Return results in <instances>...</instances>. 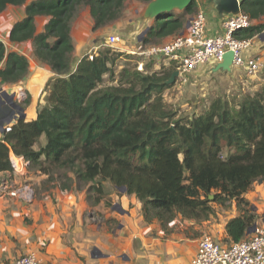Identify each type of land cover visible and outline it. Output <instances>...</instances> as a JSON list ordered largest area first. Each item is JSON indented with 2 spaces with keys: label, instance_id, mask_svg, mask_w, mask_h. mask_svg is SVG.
I'll list each match as a JSON object with an SVG mask.
<instances>
[{
  "label": "trees",
  "instance_id": "trees-1",
  "mask_svg": "<svg viewBox=\"0 0 264 264\" xmlns=\"http://www.w3.org/2000/svg\"><path fill=\"white\" fill-rule=\"evenodd\" d=\"M127 1L0 0V14L9 5H25L9 40L30 41L36 58L55 74L37 117H18L1 132L0 172L13 171L12 154L22 156L30 169L61 182V190L85 189L93 205L104 199V183L125 187L142 203L144 220L158 221L163 230L177 217L206 221L216 215L215 204L235 201L239 214L226 224V243L246 239L257 222L246 193L264 182V87L237 107L217 99L204 113L185 118L164 102L163 93L174 85L167 82L172 67L152 73L125 68L116 84L102 86L123 54L107 49L74 62L72 23L87 8L97 31L118 20ZM197 9L193 0L177 14L153 19L141 42L160 45L179 35ZM241 10L254 22L235 36L262 33L264 0H243ZM39 16L48 17L41 31ZM28 74L27 56L0 40V83H19Z\"/></svg>",
  "mask_w": 264,
  "mask_h": 264
},
{
  "label": "rangeland",
  "instance_id": "rangeland-1",
  "mask_svg": "<svg viewBox=\"0 0 264 264\" xmlns=\"http://www.w3.org/2000/svg\"><path fill=\"white\" fill-rule=\"evenodd\" d=\"M31 0H27V2H30ZM147 2L141 1V0H128L126 3V7L123 11V15L116 21L110 23L109 25L105 26V28H102L101 30L94 31L92 28L91 16L89 13V10L87 8H82L79 12V14L75 17L73 23H72V35L75 39V42H84L87 40H90L89 43H86L89 49H92L91 51L87 52V54H93L96 55L100 51H104L107 49H111L114 54L122 53L123 55L120 56L113 66V76L112 74H106L104 76V82L102 83V86L109 85V84H116V80L119 79L121 72L125 69H137L136 68V62L139 60L138 56L133 55L131 53H128V49H121L124 46L127 48H130L131 50L134 49V47L138 46V40L143 34L144 30L147 29V25L151 22V19H145L143 17L144 9L147 6ZM9 8V11L6 12V9ZM5 9V13L3 11L2 14H0V39H8L6 36V30L12 27L13 24L21 19L24 16L25 13V5L23 6H16V7H10V5ZM180 11L176 10L174 13H178ZM20 15V16H19ZM48 17L39 16L37 17V27L39 30H43L44 24L46 23ZM112 34H118L122 39L124 44H120V46L111 47L107 44V38ZM145 35V34H144ZM143 35V36H144ZM142 36V37H143ZM141 37V38H142ZM85 45V44H84ZM7 47L11 50H16L19 53H22L24 55H27L29 60V74L26 77L25 80L20 81L19 83L14 84H6V83H0V101L4 102L6 107H3L5 109H8V111L4 112L0 117L2 118L1 121L7 120L8 116L11 115L12 110H15L14 116H12V120H16L18 117H22L24 115V118L26 117V114L24 113L30 109L31 104H36L35 110L39 109L40 106H42L45 103V96H46V90L47 84L49 83L50 79L55 75H52L51 77L42 76L36 77V71H42L43 65L39 64L42 62L37 61L36 56L34 55L33 51V45L30 41L25 42H18L13 44L7 43ZM125 50V51H121ZM79 56H74V62L78 59ZM161 60L165 59L164 57L160 58ZM156 59H146L144 63V67L148 69L149 72H153L154 70V61ZM39 62V63H37ZM73 62V63H74ZM36 63L38 65L37 68ZM264 63V62H263ZM210 64V63H209ZM40 65V66H39ZM209 66V65H208ZM237 68V67H236ZM34 73L35 70V77L33 78V84L40 83V87H37L33 85L34 89L32 91H29L30 89L27 87V81L29 83L31 78V73ZM218 77H198L199 82H194L193 78L187 81L186 83L177 84L174 83L173 86L170 88H167L165 92L163 93L164 102L167 108L175 111L177 117H185L189 118L191 116H194L195 114L199 115L207 111L213 101L217 99H222L223 101H226L228 104H230L233 107H237L241 101H243L244 97L247 95H254L257 91L261 90L264 87V65L262 69L254 75H249L245 70L242 69H233V71H220ZM226 72H230V74H227ZM45 74V73H43ZM248 82L246 85L245 83ZM41 90V91H40ZM3 92H7L8 94H15V100L18 105L22 108L21 110L18 108H14L10 101L8 96L3 97ZM24 93L23 97L18 100L17 95ZM33 94H32V93ZM2 93V94H1ZM1 105V104H0ZM2 106V105H1ZM11 109V112L9 111V108ZM0 121V122H1ZM1 127V125H0ZM1 131V129H0ZM44 143V138L41 139V144ZM38 148V146H36ZM30 171L22 175L21 182H27L32 185V187L35 189V199L32 203H24L23 201L19 199H15L13 197H10L6 195V193L0 194L3 197L6 198H13L18 203H23L24 207H27L28 209L31 208V204H36V200H40L42 204H46V202H49L50 204H56L59 200V197L57 196L58 193H62L63 195L73 192L78 194L76 198L80 199L81 202L87 201L85 198V189L82 191L79 190H61L58 186L61 185V182L59 181H48V175L43 174L40 169L38 168H32L29 169ZM264 184V182H255L250 187L249 191L247 193L251 192H259L261 194L260 188ZM57 186V187H55ZM104 199L96 204L93 205L87 201V209L84 210L82 220L80 221V217L77 215L69 216L72 220L73 227H75L76 224L80 223L82 224L83 228L86 230H83V233H81V236H78V240H84V245L80 247L79 244H71L67 240L65 236L62 237L63 242L69 247L70 254L74 257V261L81 262V264H89L95 260H100L98 258L102 253L97 251L95 248L97 247L96 244L98 241L102 240V232H112L118 227V224L121 222L120 219L116 218L117 215L113 207V199L109 196V194L112 192V185L108 183H104ZM115 189V188H114ZM119 194H125V192L120 191L119 189H115ZM246 193V194H247ZM62 196V194H61ZM250 196H254V194H250ZM251 197V198H252ZM257 197H260L258 194ZM47 198L46 200H44ZM251 202L252 208L254 209V213L257 215L256 220L259 221L258 223L264 222V205L260 204V200L258 202H253L251 199H248ZM232 202V201H231ZM230 202V203H231ZM229 203V205H230ZM115 205V204H114ZM216 212L219 211L220 205L215 204ZM231 206V205H230ZM118 207V206H117ZM226 212H229L228 208H225ZM221 210V209H220ZM114 212V213H113ZM224 215V214H223ZM217 218V214L215 215ZM237 216V215H236ZM32 215H25V217L21 218V222L17 220L16 227L14 231L12 232L13 235H10L9 237V248L11 249L12 253H9L11 257L6 259L7 264H16L18 258L20 255H22L25 251L35 250L37 254L48 261L49 264H55V257H60L59 253L49 252L48 248L50 246V239L47 238V240L44 239V242L41 244L39 243V248L36 249L38 245L35 244L37 242V236L42 237L41 229L38 228V225L35 224V219L32 218ZM179 218V217H177ZM261 219V220H259ZM176 224V225H175ZM173 230H186L187 226H182V222L177 221ZM52 225V222H51ZM73 227L71 228V231L73 230ZM169 228L168 225L167 228L164 230V234H169ZM190 228V227H189ZM170 229V233L173 231ZM53 231L52 229L49 231H43V234H49ZM77 237V236H76ZM70 239V238H69ZM39 241V240H38ZM96 246V247H95ZM30 248V249H29ZM50 255V256H48ZM94 257V258H93ZM102 262V261H101Z\"/></svg>",
  "mask_w": 264,
  "mask_h": 264
},
{
  "label": "crops",
  "instance_id": "crops-1",
  "mask_svg": "<svg viewBox=\"0 0 264 264\" xmlns=\"http://www.w3.org/2000/svg\"><path fill=\"white\" fill-rule=\"evenodd\" d=\"M198 4L199 7L205 11L206 14V21H207L206 28H207L208 36H216L221 34L223 32L224 17H221L218 11L216 10L214 6V0H198ZM11 6L12 5H10V7ZM8 11L9 8L6 9V12ZM150 21L151 22L146 27L152 24L153 19H151ZM90 22L92 23L93 26L92 18ZM259 22L264 23V18ZM10 28L5 32L8 39H4V40L0 39L6 45L7 43H11L8 37ZM38 31L41 30H39L38 28ZM173 37L174 36H169L165 38L162 44L169 42ZM89 42L90 40H87V42L86 41L75 42L76 48H75L74 56L76 57L79 56L78 58H81L82 56L87 54L86 53L87 50H88L87 52L91 51L92 49H89L88 46H86L87 45L86 43ZM128 49L131 50L130 48ZM245 56L246 57L258 56L264 62V31L252 38V45L245 51ZM160 58L161 57H157V56L151 58V60L156 59L154 61L153 72L161 68H163V70H167L170 67H172L175 71L174 68L175 63L169 61L165 57H164L165 59L163 60H161ZM36 60L39 61L38 59ZM37 63H36L37 68H40L38 67ZM217 63L218 62L210 61L208 63L199 65L194 71L188 74L187 76L188 81L189 78L190 79L193 78L194 80V79H198V77H206V78L209 76L210 78L218 77L219 73L221 72L215 71L214 69ZM39 64L43 65L42 67L43 70L42 71L37 70L36 77L42 78V76H47L48 79V77L54 75V73L52 72V70L48 65L43 63H39ZM233 69H241V68L233 67L231 71H233ZM230 72H226V73L230 74ZM34 74H35V70L34 73L32 70L29 83L27 81L26 88L30 89L29 91H32L34 89L33 85L34 86L37 85V87H40V83L33 84L32 76ZM194 82H199V81L194 80ZM174 83H176V80ZM245 84L247 85L248 82H246ZM0 104L2 105V106L0 105V116H1L5 111L7 112L8 109L3 108L6 107L7 105V104L5 105L4 102L0 101ZM36 104L35 103L33 104L32 102L30 109H28L26 112L24 109V113L26 114L25 118L29 121L37 117L38 110L37 109L35 110V108H37ZM8 108L9 111L11 112L9 106ZM1 119L2 118L0 117V121ZM1 138H2V134L0 131V139ZM9 174L10 172H0V179L6 177ZM15 175L16 174L14 173V177ZM15 178L21 181L22 178L24 177L17 176ZM258 189H260L261 194L259 192L257 193L251 192V193H247L246 197L248 199H251V201L255 203L260 200V204L264 205V184H262V186ZM0 194L3 193L0 192ZM250 194H254V196L252 197L250 196ZM258 194L260 195V197H257ZM77 195L78 194L73 192H69L63 195V192L62 193L60 192L57 195L58 197L59 196L60 197L56 204H50L49 202H46V204H42L43 202L41 203L40 202L41 199H40V200H36L39 201L36 202V204H31L30 205L31 208L29 209L27 207H24L23 203L16 202L13 198H6L0 195V264H7L6 259L11 257L9 253H12V251L8 245L9 237L10 235H13L12 232L17 226L16 225L17 220L21 222V218L25 217V215L27 214L33 216L32 218L35 219V224H37L38 228L41 229L42 237L37 236V239L39 241L37 240V242H35V244L38 245L36 249L39 248L40 246L39 243L41 244L42 242H44V239L47 240V238H49L51 241L50 246L48 248L49 252L52 253L53 251L60 254L59 255L60 257L54 258L55 264H81V262L76 263L74 261V257L70 254L69 247L63 242L62 239V237L65 236L68 239L67 241L71 244L73 243L79 244L80 247L84 245V240H78V236H81L83 230L86 229L83 228L82 224L80 223L76 224L75 227H73L72 220L70 219L71 216L77 215L78 217H80V221H81L84 210L87 209V205H88L86 204L87 201L85 200L81 202L80 199L76 198ZM109 196L111 197V199H113L112 210L114 209V211L116 212L114 216L117 215L116 218L120 219L121 222L118 224V227L112 232H108V231L102 232V240L97 242L96 244L97 247L95 246L96 247L95 249L102 253L98 257L100 258V260L93 259V261L89 264H190L192 259L195 257L197 253L198 242L201 236L203 234L208 233L211 234L214 237V239L226 243V239H227L226 224L230 219H232L233 217L239 214L236 202L232 201L230 203L231 206L230 205L228 207L220 206L219 211L216 212L219 218H217L216 216H212L210 219L202 222L185 220L182 219L181 217L176 218L175 220L182 222V226H184L185 224L188 225L187 231L173 230L176 224L169 225L170 226L169 234L167 233V235H165L166 233L164 234V230L162 229L158 221L146 222L144 220L142 214V203L137 199L135 195L119 194L117 191H115L113 187L112 192L109 194ZM46 199L47 198H45L44 200ZM225 208H228L229 212H226ZM72 227L73 230L71 231ZM51 229L53 230L51 231V233L43 234V231H49ZM170 229L173 230L171 233H170Z\"/></svg>",
  "mask_w": 264,
  "mask_h": 264
},
{
  "label": "built area",
  "instance_id": "built-area-1",
  "mask_svg": "<svg viewBox=\"0 0 264 264\" xmlns=\"http://www.w3.org/2000/svg\"><path fill=\"white\" fill-rule=\"evenodd\" d=\"M196 2L198 4V0ZM252 23L253 20L242 10L237 14H226L223 18V32L216 36H208L206 14L198 4V9L189 19L187 28L169 42L160 45H144L141 40H138V46L133 50L125 46L121 49L126 48L128 53L138 56L136 68L141 72H149L144 67L145 60H151L156 56L165 57L175 63L174 68L179 72L176 78L177 84L186 83L188 74L199 65L210 61L221 62L223 55L228 51L234 52L233 67L241 68L249 75H254L262 69L264 64L258 56H245V51L252 45V38L239 39L235 36L238 31L250 27ZM107 44L116 47L124 43L118 34H112L107 38ZM90 55L92 57L93 54ZM23 95V92L17 95L19 101ZM10 124H4L3 129L10 130ZM11 162L13 171L0 179V192L24 203H32L35 199V189L31 184L15 178L29 172L30 161L12 154ZM175 223L176 220H173L169 225ZM255 224L254 232L250 233L246 239L237 242L223 243L214 239L211 234H203L198 242L197 253L190 264H264V223L256 222ZM16 264L49 263L40 258L36 251L30 250L23 253Z\"/></svg>",
  "mask_w": 264,
  "mask_h": 264
},
{
  "label": "water",
  "instance_id": "water-1",
  "mask_svg": "<svg viewBox=\"0 0 264 264\" xmlns=\"http://www.w3.org/2000/svg\"><path fill=\"white\" fill-rule=\"evenodd\" d=\"M243 0H214V6L218 11L221 17H224L225 14H237L241 11V3ZM193 0H151L143 12V17L145 19H157L161 15H170L174 13V11H183L185 10ZM188 26V23H187ZM147 29L144 30L141 37L146 33ZM140 37V38H141ZM233 60H234V52L228 51L223 55V59L221 62H218L216 67L214 68L215 71L222 70V71H231L233 68ZM179 72L175 70L172 74L170 79L167 81L169 84L175 82L176 77L178 76ZM3 96H8L9 103L13 105L14 108H18L21 110L22 108L20 105L17 104L15 100V94H8L7 92H3ZM1 97V96H0ZM1 100V99H0ZM15 110H12L11 115L7 120H3L0 122V129L1 132L4 131L3 125L6 123L12 122V116H14ZM24 118V115L22 116ZM120 191L125 192V187H120ZM210 198H213V195H210ZM256 228V224L249 229L248 234L254 232Z\"/></svg>",
  "mask_w": 264,
  "mask_h": 264
},
{
  "label": "clouds",
  "instance_id": "clouds-1",
  "mask_svg": "<svg viewBox=\"0 0 264 264\" xmlns=\"http://www.w3.org/2000/svg\"><path fill=\"white\" fill-rule=\"evenodd\" d=\"M139 40H141V38H139Z\"/></svg>",
  "mask_w": 264,
  "mask_h": 264
}]
</instances>
